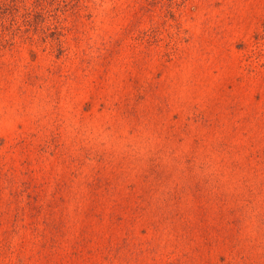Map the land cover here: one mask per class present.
I'll use <instances>...</instances> for the list:
<instances>
[{
    "label": "rangeland",
    "instance_id": "obj_1",
    "mask_svg": "<svg viewBox=\"0 0 264 264\" xmlns=\"http://www.w3.org/2000/svg\"><path fill=\"white\" fill-rule=\"evenodd\" d=\"M0 264H264V0H0Z\"/></svg>",
    "mask_w": 264,
    "mask_h": 264
}]
</instances>
